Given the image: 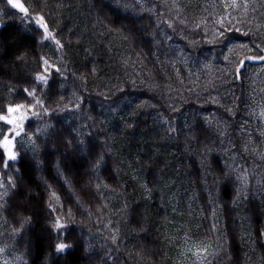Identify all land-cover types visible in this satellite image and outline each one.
I'll return each instance as SVG.
<instances>
[{
	"label": "trees",
	"instance_id": "1",
	"mask_svg": "<svg viewBox=\"0 0 264 264\" xmlns=\"http://www.w3.org/2000/svg\"><path fill=\"white\" fill-rule=\"evenodd\" d=\"M150 1L153 8L135 0H22L48 21L53 39H46L0 0V109L32 104L24 123L34 140L37 129L52 126L36 141L38 157L27 136L16 149L22 159L5 167L0 153L3 190L18 184L13 199H1L0 228L23 234L11 239L23 264H182L180 249L194 235L222 238L227 251L211 264H246L247 245L264 264V133L246 96L263 80L251 74L264 65L252 58L264 56V0L241 1L217 29L203 23L210 4L202 0ZM42 56L53 66L47 73ZM188 57L222 65L198 73ZM132 62L140 74L130 73ZM213 76L221 83L203 88ZM226 86L232 97L221 96ZM215 91L219 103L206 98ZM45 107L50 112L40 115ZM216 115L220 130L207 119ZM213 140L224 143L212 149ZM21 201L30 210L17 207ZM61 242L74 244L69 255L54 254Z\"/></svg>",
	"mask_w": 264,
	"mask_h": 264
},
{
	"label": "rangeland",
	"instance_id": "2",
	"mask_svg": "<svg viewBox=\"0 0 264 264\" xmlns=\"http://www.w3.org/2000/svg\"><path fill=\"white\" fill-rule=\"evenodd\" d=\"M117 1H119V0H117ZM135 1L138 2L140 5H143L145 7H151V8L154 7V6H149V5H152V1H150V0H135ZM172 1H174V0H172ZM202 1L204 3L210 4L209 7H206V11H208V12L203 17L204 18L203 23L206 19L208 22H210L212 24V28L217 29L219 25L230 24V20L232 18H234L235 16H237V14H236L237 8L236 7L238 5H240L241 1H245V0H202ZM126 7H127L126 4L123 5L122 6L123 10ZM147 26H148V24L146 22L142 23L140 26H138V31L139 30H141V31L146 30ZM151 34L152 33L149 31L148 35H151ZM154 46L158 47V43L156 41H154ZM0 54H1V50H0ZM186 62L189 65H192L194 68L199 69V71H197L198 73L201 72V68L206 67V69H207L206 74L212 73V72H210L211 70H213V69L217 70L222 65V63L219 62V60H217L216 62H214V61L210 62L209 61L207 63V62H203L202 60H197L195 58H189V57L187 58V60L185 59V63ZM132 67H131L132 72H130L131 74L135 73L133 75H138L141 73L139 70H137L134 63L132 64ZM8 68H9V70L10 69L13 70L12 66H9ZM134 68H135L136 72L134 71ZM253 73L254 74H251V77H254L255 75H260L263 77V80L260 84V89H257V88L247 89L246 96H247V99L249 100V104L251 107L250 110H251L252 114L256 117L254 127L256 129L262 131V133H264V65H259V66L254 67ZM211 78H213V79H211ZM211 78L208 80L207 83L204 84L203 88H207V86L210 85L211 88L216 89L214 87L213 82L216 81V82L221 83L220 76H217L215 78L213 76ZM216 78L218 79V81L214 80ZM189 79H191L189 81V83H192L189 88H192L193 90H197V88H195L196 76L192 73H189ZM218 94H220V92L215 91V92H212V95L208 94V97H206V98H210V97L213 98L214 97L215 99H217L219 97ZM161 96H162V94L159 96L160 99H162ZM221 96L222 97L223 96L232 97L231 90L228 86H226L223 89V91L221 92ZM218 100L220 101V98H218ZM104 111L105 112L110 111V109L107 107H104ZM207 119L210 122H212L213 125L218 130H220V126L222 125V120L217 115L216 116H209V117H207ZM166 123H167V125H166L167 127H170L171 125H173L169 121H167ZM213 135H215L214 132H213ZM216 141L217 140H213L212 149L217 148ZM217 142H219V144L224 143L223 141L220 142V140H218ZM67 150H68V153H70L72 151V146L67 145ZM263 156H264V150H263ZM39 181H40V179H39ZM40 183H42V182L40 181ZM21 186L23 188L26 187L25 184H23V182L21 183ZM3 188L4 187H0V191L2 192V194H4L6 192L3 190ZM0 197H2V196H0ZM21 205L27 207V204L25 201H21ZM19 218H21V217H19ZM3 234H4V236H2L0 238V264H22L23 261L26 262L25 259L23 260V256L20 253V251H18L13 246V244L11 242V239L13 237V233L11 232V229H9V231H8L7 228H3ZM237 236L242 237V230H240V228L238 229ZM24 240L26 243H28L30 245L29 234H27V236H25ZM221 246H222V238L219 236H215V242H212L211 240L209 241L206 239H201L196 235L190 236V238L187 239L185 244L182 246V249H180V261L182 264H211V262L218 255ZM251 251H253V250L250 249L247 245V251H246L245 256L243 254V258L244 257L246 258V264H261L259 259L254 257V256H256V254L251 253ZM247 254H248V256H247ZM256 262H259V263H256ZM62 264H66V263L63 261Z\"/></svg>",
	"mask_w": 264,
	"mask_h": 264
},
{
	"label": "snow or ice",
	"instance_id": "3",
	"mask_svg": "<svg viewBox=\"0 0 264 264\" xmlns=\"http://www.w3.org/2000/svg\"><path fill=\"white\" fill-rule=\"evenodd\" d=\"M7 5L10 6L13 9H16L18 13L22 14L20 17L21 23L24 22V20H33L34 24L38 29H41L43 31V37L46 39H53V33L50 31L49 23L45 19L44 15H42L39 11L35 13V16L33 17L32 12H30L29 8L25 6V4L22 2V0H6ZM37 7H39V4L37 3ZM2 11V10H0ZM171 27V25H169ZM220 35H223V33H220ZM55 44L57 46H60V41L55 40ZM255 59H262L264 60V56H255L252 57ZM17 59H20V57H17ZM41 61V67L44 69V72L47 73L48 69L50 67H53L49 65V62L47 59H45L43 56L40 57ZM243 62H241L242 64ZM57 72H60V70L57 68ZM95 71V70H93ZM61 75H63L61 73ZM36 79L41 82H48L49 86H51V81H49L48 76L41 75L39 72L36 74ZM26 94V97H33L34 92L30 91L28 88H25L23 90ZM123 94V93H122ZM75 95V94H74ZM214 103H219L218 100L213 98ZM38 104H42V101H37ZM113 104L115 101L112 102ZM25 107H27L28 110H31L33 108L32 104H28L25 106L22 103H14V104H8L5 108L0 109V124L3 125V131L2 134H0V153H2L3 158L5 159V167H8L7 161H16L18 159H22V156H19L17 153V147H24V141H21L20 138L22 136H27L28 142L31 144V151L33 153L34 157H38L40 155V149L39 145L36 143L37 140H39L41 134H47L48 130L52 127L51 125L45 124L42 129H37V135L35 140L31 135H29L26 131V125L25 121L29 120V115L27 112L24 111ZM68 105H64V108H67ZM79 107V105H77ZM63 111L64 109H60ZM228 112H232V108L226 109ZM50 110L48 108L43 109V113L40 115H43L45 113H49ZM128 127H132L131 124L128 125ZM169 132L176 131L175 128L169 127ZM224 133L221 132V135ZM83 143V141H81ZM100 161H97V164L94 165V167H97L99 165ZM22 177H17V180H22ZM10 187L12 188L11 193H4V196H7L8 200L13 199V197L16 195L15 189L18 187V184L11 182L10 180ZM0 187H3V184H0ZM99 187V185H97ZM0 199H3V197H0ZM17 207H22L25 211H28L26 206L23 205H17ZM49 208H51V204L48 205ZM7 210L6 204H0V211ZM69 215H71V212L69 211ZM28 223V218H22L20 227L23 228ZM54 227L56 229L61 228L59 220L55 222ZM13 239H15V234L23 235L22 233H19V229H13ZM115 239V237H113ZM50 247H53L50 244ZM74 247V244H66V243H56L54 245V254L60 255L63 254L65 256L69 255L71 252V249ZM222 253L226 252V249L220 250ZM226 264H235L234 260H228L226 261Z\"/></svg>",
	"mask_w": 264,
	"mask_h": 264
}]
</instances>
